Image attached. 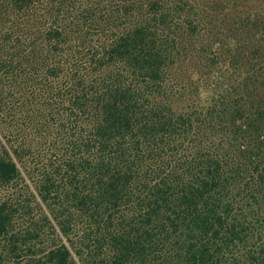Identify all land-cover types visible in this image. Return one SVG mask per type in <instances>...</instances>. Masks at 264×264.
<instances>
[{"label": "trees", "instance_id": "1", "mask_svg": "<svg viewBox=\"0 0 264 264\" xmlns=\"http://www.w3.org/2000/svg\"><path fill=\"white\" fill-rule=\"evenodd\" d=\"M187 7L0 0L6 255L264 264V20L246 51Z\"/></svg>", "mask_w": 264, "mask_h": 264}, {"label": "rangeland", "instance_id": "2", "mask_svg": "<svg viewBox=\"0 0 264 264\" xmlns=\"http://www.w3.org/2000/svg\"><path fill=\"white\" fill-rule=\"evenodd\" d=\"M188 12L208 24L207 32L212 40L218 38L225 44L235 41L243 50L254 49L263 43L260 23L264 20V0H185ZM256 20L258 28L250 24ZM237 28V29H235ZM188 67L194 72V63ZM198 72V71H197ZM198 76L195 75V78ZM3 237L0 238V264H28L23 255H6Z\"/></svg>", "mask_w": 264, "mask_h": 264}]
</instances>
